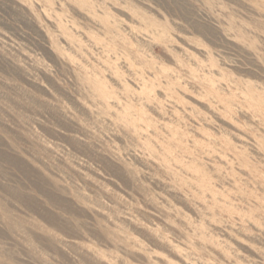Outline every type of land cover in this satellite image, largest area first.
I'll list each match as a JSON object with an SVG mask.
<instances>
[{"label": "rangeland", "instance_id": "1", "mask_svg": "<svg viewBox=\"0 0 264 264\" xmlns=\"http://www.w3.org/2000/svg\"><path fill=\"white\" fill-rule=\"evenodd\" d=\"M0 264H264V0H0Z\"/></svg>", "mask_w": 264, "mask_h": 264}, {"label": "bare ground", "instance_id": "2", "mask_svg": "<svg viewBox=\"0 0 264 264\" xmlns=\"http://www.w3.org/2000/svg\"><path fill=\"white\" fill-rule=\"evenodd\" d=\"M51 199L55 201V198L54 197H52ZM24 202H25V199H24Z\"/></svg>", "mask_w": 264, "mask_h": 264}]
</instances>
